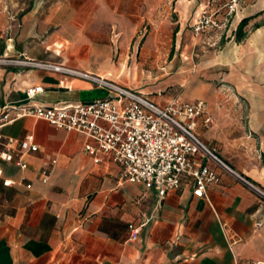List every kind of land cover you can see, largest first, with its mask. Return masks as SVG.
Returning a JSON list of instances; mask_svg holds the SVG:
<instances>
[{"label": "crops", "instance_id": "1", "mask_svg": "<svg viewBox=\"0 0 264 264\" xmlns=\"http://www.w3.org/2000/svg\"><path fill=\"white\" fill-rule=\"evenodd\" d=\"M223 1L218 0L222 8ZM211 2L0 0V57L62 63L139 90L131 85L138 55L164 50L170 34L178 50L184 35L208 42L203 57L189 58V89L179 99L205 102L196 128L202 141L264 190V0H241L226 28L196 35L189 28ZM247 17L246 36L236 39ZM187 45L188 52L196 50ZM36 85L44 87L30 101L38 105L109 95L80 77L0 64V114L6 104L26 102L28 87ZM29 133L39 147L26 152V168L1 157L7 138L17 142ZM0 134V264L264 260V196L211 159L201 156L220 179L207 186L205 196H196L191 178L184 177L161 199L154 185L124 180L121 166L108 155L98 162L87 154L88 137L80 132L25 116L0 126ZM44 169L50 170L47 181ZM131 223L140 226L134 240Z\"/></svg>", "mask_w": 264, "mask_h": 264}, {"label": "built area", "instance_id": "2", "mask_svg": "<svg viewBox=\"0 0 264 264\" xmlns=\"http://www.w3.org/2000/svg\"><path fill=\"white\" fill-rule=\"evenodd\" d=\"M236 0L227 3L228 10L219 17L221 8L213 4L205 7L197 16L194 32L204 34L208 30H221L230 22L236 10ZM225 12V11H224ZM0 64L23 65L58 72L86 79L109 92L104 98L64 105H38L31 99L44 91L42 85L30 86L28 98L20 105L6 104L0 114V126L25 116L43 118L59 128L77 131L88 137L85 152L102 162L106 155L118 163L124 180L154 185L165 198L172 189L179 188L184 177L191 178L196 196H205L207 186L220 179L201 156L216 162L221 168L238 175L244 182L264 196V190L231 167L214 149L207 146L196 128L198 119L206 113L203 100L193 102L175 99L163 106L145 93L127 87L107 76L80 70L62 63L27 57H0ZM204 122H210L206 116ZM3 136L0 134V138ZM1 157L13 161L22 168L28 166L25 154L38 149L34 134H27L16 142L7 138ZM56 160H53L55 163ZM48 180L50 170L42 171ZM2 169H0V176ZM5 184H12L6 179ZM31 187V184H28ZM131 239L139 235L140 226L129 225ZM253 264H264L259 260Z\"/></svg>", "mask_w": 264, "mask_h": 264}, {"label": "rangeland", "instance_id": "3", "mask_svg": "<svg viewBox=\"0 0 264 264\" xmlns=\"http://www.w3.org/2000/svg\"><path fill=\"white\" fill-rule=\"evenodd\" d=\"M232 1L234 0L223 1L224 4L222 3V6H224L226 9L224 7L223 9L220 6L218 0H214V2H211V5L213 4L217 8H221V11L219 12L221 18L225 16L224 13H226L228 10L226 4ZM240 1L241 0H236L237 4ZM237 7L238 5H236V10ZM236 10L233 12V14L236 12ZM190 29L194 31V27H190L189 30ZM187 36L188 35L182 36L181 48L179 50L175 46V44H172V38L170 34L168 43H166L164 50L147 51L141 53L142 55H138L140 64L139 66H136L134 68L136 71V75L134 74V79L131 85L139 90H142L151 98L154 96H159L161 99H169V102L178 99L180 95L183 96V94H185L189 89L188 75L190 69L192 68V66H190L189 58L193 56L194 60H192L197 62L201 57L204 56L206 45H208V42L206 41L197 42L195 41V38L189 40ZM223 38L220 39L221 43L223 42ZM189 41L190 44H195L196 50L193 52H188L187 50V44L189 43ZM220 85L221 84H218V86Z\"/></svg>", "mask_w": 264, "mask_h": 264}, {"label": "trees", "instance_id": "4", "mask_svg": "<svg viewBox=\"0 0 264 264\" xmlns=\"http://www.w3.org/2000/svg\"><path fill=\"white\" fill-rule=\"evenodd\" d=\"M249 17H247V18H244L241 22H240V24H239V26H238V28H237V30H236V37H237V39H242L244 36H246V32L244 31V27L247 25V23H248V21H249Z\"/></svg>", "mask_w": 264, "mask_h": 264}]
</instances>
